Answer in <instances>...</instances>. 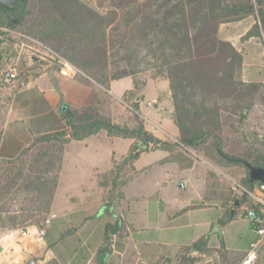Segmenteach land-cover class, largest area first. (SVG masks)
Returning a JSON list of instances; mask_svg holds the SVG:
<instances>
[{
    "label": "trees",
    "instance_id": "1",
    "mask_svg": "<svg viewBox=\"0 0 264 264\" xmlns=\"http://www.w3.org/2000/svg\"><path fill=\"white\" fill-rule=\"evenodd\" d=\"M104 2V14L81 0H21L15 7L0 3V44L10 31L26 34L63 56L105 90L113 81L130 78L132 88L122 99L127 104L133 102L134 112L131 125L118 124L102 113L98 100L80 108L61 100V125L56 132L37 137L13 159L0 158V230L24 229L44 221L56 192L65 144L100 131L110 137L133 139L126 158L114 164L99 182L102 187H112L109 200L122 196L120 188L140 155L159 149L169 154L163 162L176 163L181 169L192 167L190 151L219 167L240 166L245 171L242 186L248 188L256 182L249 180L244 163L264 169V144L248 141L243 131L260 84L239 78L242 55L218 35L222 24L247 17H253L255 24L244 38L264 33V0ZM147 70L154 71L152 79L168 81L172 121L178 130L175 143L155 138L135 113L139 106L135 98L142 99L146 84L137 76ZM5 101L10 104L11 98ZM4 114L0 112V140ZM37 145L42 146L40 150L22 161L29 148ZM236 201L241 205L242 200L235 198L233 206ZM225 210L228 215L231 209ZM124 231L123 221L105 225L98 253H108L111 237L121 239ZM189 249L199 253L210 250L204 239Z\"/></svg>",
    "mask_w": 264,
    "mask_h": 264
},
{
    "label": "crops",
    "instance_id": "2",
    "mask_svg": "<svg viewBox=\"0 0 264 264\" xmlns=\"http://www.w3.org/2000/svg\"><path fill=\"white\" fill-rule=\"evenodd\" d=\"M254 24L253 17L222 24L218 35L242 55V81L264 84V33L260 31V36L244 38ZM80 75L82 74L79 72H70L69 75L63 76L59 74L58 69L45 70L15 92L2 124L1 159H13L37 137L56 132L61 125V100L73 108H80L92 101L97 103L98 100L100 107L102 99H96L94 94L101 96L104 90L109 99L105 110L100 108L102 113L113 123L131 125L130 119H120L127 114L126 105L121 104L123 94L132 88L130 78L113 81L109 90H105L93 81V84L88 83ZM141 96V100L140 96L136 97L139 106L135 113L142 119L145 130L161 141L177 142L178 130L172 121L173 109L168 83L165 80H149ZM164 103L169 104L166 111L163 108ZM132 142L133 139L110 137L105 131H100L81 141H70L64 147L50 213L55 214L56 193L65 182V175L70 173L71 189L77 194L69 196L66 202L76 208L92 209L91 214L97 207L95 216L100 214L97 220L104 222L103 237L97 235L99 227L92 225L95 221L90 219V216L78 217L74 222H61V225H52L51 221L43 239L36 237L35 229L31 226L26 228L29 236L21 235L18 229L6 231L5 236L0 239V264H15V260L17 264H25L28 259H33L36 264H144L141 262L143 258L149 261L160 254L152 252L150 244L167 251H176L190 247L200 239L206 241L210 250L215 252L224 249L229 256L241 261L253 241L241 250L242 248H231L223 239L224 231L237 216L228 220L221 203L206 202L207 167L204 160L194 161L191 168L181 169L176 163L163 162L169 156L164 150L143 153L133 163V171L129 174L126 184L120 188L122 196L115 195L111 200L107 198L113 189L110 185L102 187L99 182L114 164H120L126 158ZM155 152H161V155L154 156ZM199 164L203 166L198 174L201 179L193 197L184 199V196L179 194L177 199L170 198L165 194L164 182L154 187L153 192L143 195L139 192L144 178L157 168L167 173L171 171V175L175 172L190 174L195 173ZM187 181L192 182V179L187 178ZM180 184L182 187H179ZM183 186L182 182L178 184L179 188ZM95 191H101L97 198ZM150 199L153 200L155 210L149 215L145 210L143 215L137 212L139 217L136 219V204L140 203V207H144L143 201ZM201 202L203 204L200 207L190 208ZM202 210H214V213L209 216L199 213L194 217L193 229L188 230L190 224L184 222V219H188L190 212ZM101 216L105 219H101ZM221 220L225 221L224 224H220ZM116 221H123L125 224L123 237L118 239L113 235L109 244L110 251L98 253L103 242L105 225L114 224ZM147 225L149 228L154 227L158 232L159 242H147V238L140 237L139 233L144 231ZM216 225L219 226L220 232L216 230ZM52 230L54 234L50 236ZM218 241H221L220 244ZM101 257H104V260H100Z\"/></svg>",
    "mask_w": 264,
    "mask_h": 264
},
{
    "label": "rangeland",
    "instance_id": "3",
    "mask_svg": "<svg viewBox=\"0 0 264 264\" xmlns=\"http://www.w3.org/2000/svg\"><path fill=\"white\" fill-rule=\"evenodd\" d=\"M81 1H84L89 7L94 8L100 14H104L106 12L107 3L104 2V0H81ZM53 52L54 51H52L48 46H45L39 41L27 36L26 34L24 35L22 33H19L18 31L17 32L10 31L7 33V35H5L2 38V43L0 44V96H1L0 112L2 111L5 112L4 118L9 106V104L6 105L5 98L10 97L12 99L13 95L18 90V88H15L14 86L6 85L2 82L1 78L4 71L10 66L18 65L27 72V75L31 76L29 80L32 81L37 75L44 72L45 70L59 69V65L53 57ZM79 73L82 74L80 76L83 77L82 78L83 80L93 84L94 81L92 79L87 77L82 72ZM153 73H154L153 70L143 71L137 76V79L139 81H145V83L149 80H165L168 83V81L164 78L152 79ZM238 75L239 78L241 79V71ZM100 91L102 90L100 89ZM94 95L96 99H100L99 97H101L102 101L100 108L101 110H105V104L108 102L109 99L107 93L103 90L101 96H98V94H94ZM169 95H170V90H169ZM129 98L132 97L130 96ZM129 98L128 100H130ZM169 99L171 103V97H169ZM122 101L123 103L121 105L122 106L123 104L126 105V107L125 105L124 107L127 110L126 112L127 114L121 116L120 119H126V120L130 119V123H132L133 114H134L132 109L133 102L132 101L128 102L129 104L128 105L123 99ZM2 106H4L5 110L4 108H2ZM167 106H169V104L164 103L163 108L165 111L167 110ZM263 111H264V84H260L258 87V91L256 92V94H254L253 100L251 102L250 110L248 111V113L245 111L247 115L243 124V131L246 133L245 135L248 141L255 140L258 141V143L260 144L262 143L260 140V135L262 133L264 126ZM40 147L42 146L37 145L34 148L31 149L29 148V151L26 154L27 156L23 158L22 161L27 160V158L28 159L32 158L36 154V152L40 150ZM160 155L161 152H155L154 154V156H160ZM189 157L194 161L204 160L206 162V167H207L206 202L207 203L217 201L222 205H224L225 209H232L233 208L232 201L235 198L242 200V196L238 191V185H242L241 179L245 177V171L242 167L240 166L219 167L207 161L202 154L196 153L194 151L189 152ZM201 165L202 164H199L197 166L195 173L190 172V174H181L175 172V174L171 175L172 173L171 171L167 173L166 171L163 172L160 168H157L155 172H153L150 175H147V177L144 178L140 186L142 187V189H140L139 192L142 195L148 194L150 192H153L152 190L154 187H156L158 184H162L161 182H164L166 184L165 194L170 198L174 197V199H177L176 197H178L179 194L183 195L184 199L193 197L196 195V189L198 188L200 183L201 177H199L198 174H200L199 170L203 167ZM123 169L127 170L128 168L124 166ZM71 178L72 177L70 173L66 174L65 182L62 183L61 188L56 193L55 202H54V213L56 218L52 219L53 222L52 225H55L56 223L57 225H61V222L66 223V221L74 222L78 217L90 216L89 218L95 221L93 222L92 225L93 226L96 225L97 227H99V229L97 230L99 231V233H97V235H99V237L101 236L103 237L102 233H103L104 222L103 220H97L100 218L99 216L100 214L95 216L97 207L95 209V212L91 214L92 209L90 210L84 207L76 208L72 206L73 204L66 202V199H68L69 196H75L77 194L74 191V189H71V185H70ZM187 178L192 179V182L187 181ZM180 182L184 184L183 188L178 187V184ZM100 193L101 191L100 192L95 191V198H97L98 195H100ZM152 201L153 200L151 199L148 200L147 202L145 201L146 203L143 201V203L145 204L144 207H140V203H137L136 204L137 209L135 210L136 216L134 217L136 219L139 217V214L137 212L143 215L142 213L143 210L148 212V215L151 214V212L155 210ZM239 207L240 206L237 207L236 213L233 215L237 217L231 222V224L224 231L223 239L227 241L228 245L231 248L233 249L242 248L241 250H244L248 246L250 241L254 242L258 240L259 237L257 233L251 229L250 224L247 222V220L242 219L240 217ZM199 213L209 216L214 213V210H202L201 212L198 211L190 212L188 219L187 218L184 219V222L186 221L189 222L190 224L189 228H187L188 230L193 229L192 228L193 222H195L194 217L199 215ZM101 219H105V217L101 216ZM101 225L102 228H100ZM145 228L146 229L144 231L139 233L140 237L147 238V240H149L147 242H159L160 240L158 237L159 234L154 230V227L149 228V226L147 225ZM5 233H6L5 230H0V239H2L5 236ZM53 234H54V230H52L50 236H52ZM214 239L215 238H213V242ZM220 242L221 241H218V244H220ZM150 245L152 247L150 249L152 252H154L155 254L159 252L160 254H158L157 257H153L152 259H149V261L143 258L141 262H143L144 264H239L240 262V259L233 258L232 256H229L228 254L222 251L214 252L212 250H209L206 253H199L190 250L189 247L180 248L176 251L175 250L167 251V249L165 248L158 247L152 244ZM262 247L263 248L260 249L257 255L256 264H264V246ZM100 260H104V257H101ZM49 264H53V262Z\"/></svg>",
    "mask_w": 264,
    "mask_h": 264
},
{
    "label": "built area",
    "instance_id": "4",
    "mask_svg": "<svg viewBox=\"0 0 264 264\" xmlns=\"http://www.w3.org/2000/svg\"><path fill=\"white\" fill-rule=\"evenodd\" d=\"M53 57L59 65V74L67 76L70 72H80L71 63H69L64 57L53 52ZM31 76L27 75V72L20 66L8 67L3 75L2 82L9 86L21 89L26 86L31 80ZM264 121V111H263ZM260 140L264 144V126L260 135ZM182 187V184L179 185ZM238 191L242 196V204L239 205L240 217L247 220L252 230L258 235V240L250 243L249 248L239 264H256L257 255L264 244V183L256 182L251 188L238 185ZM55 218V214L50 213L44 221L39 225L31 226L35 229L36 237L43 239L46 233L47 227L50 225L52 219ZM19 232L23 236H29V232L25 229H20ZM15 264L18 262L15 260Z\"/></svg>",
    "mask_w": 264,
    "mask_h": 264
},
{
    "label": "water",
    "instance_id": "5",
    "mask_svg": "<svg viewBox=\"0 0 264 264\" xmlns=\"http://www.w3.org/2000/svg\"><path fill=\"white\" fill-rule=\"evenodd\" d=\"M21 0H0V3L7 7H15ZM245 167L249 170V180L251 182H261L264 183V169L258 167H252L251 165L244 163ZM239 206V202L234 203L233 208L229 211L226 219H231L236 213V209ZM216 230L220 232L219 226H215ZM25 264H36L33 259H28Z\"/></svg>",
    "mask_w": 264,
    "mask_h": 264
}]
</instances>
